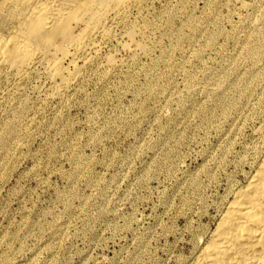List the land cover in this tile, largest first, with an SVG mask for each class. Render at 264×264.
Instances as JSON below:
<instances>
[{
	"label": "rangeland",
	"instance_id": "1",
	"mask_svg": "<svg viewBox=\"0 0 264 264\" xmlns=\"http://www.w3.org/2000/svg\"><path fill=\"white\" fill-rule=\"evenodd\" d=\"M131 22L62 102L42 68L0 83V264H188L245 181L264 0H150Z\"/></svg>",
	"mask_w": 264,
	"mask_h": 264
},
{
	"label": "bare ground",
	"instance_id": "2",
	"mask_svg": "<svg viewBox=\"0 0 264 264\" xmlns=\"http://www.w3.org/2000/svg\"><path fill=\"white\" fill-rule=\"evenodd\" d=\"M149 1L0 0V83L42 68L62 102L79 78L78 62L94 63L117 28L134 39L132 15ZM260 122L245 181L231 188L188 264H264V117Z\"/></svg>",
	"mask_w": 264,
	"mask_h": 264
}]
</instances>
